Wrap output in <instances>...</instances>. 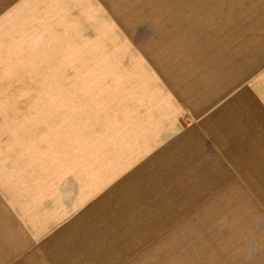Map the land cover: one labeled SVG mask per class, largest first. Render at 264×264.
Segmentation results:
<instances>
[{
	"label": "rangeland",
	"instance_id": "1",
	"mask_svg": "<svg viewBox=\"0 0 264 264\" xmlns=\"http://www.w3.org/2000/svg\"><path fill=\"white\" fill-rule=\"evenodd\" d=\"M0 264H264V0H0Z\"/></svg>",
	"mask_w": 264,
	"mask_h": 264
}]
</instances>
